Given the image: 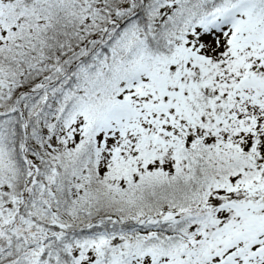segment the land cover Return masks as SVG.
<instances>
[{
    "label": "snow or ice",
    "instance_id": "snow-or-ice-1",
    "mask_svg": "<svg viewBox=\"0 0 264 264\" xmlns=\"http://www.w3.org/2000/svg\"><path fill=\"white\" fill-rule=\"evenodd\" d=\"M0 264H264V0H0Z\"/></svg>",
    "mask_w": 264,
    "mask_h": 264
}]
</instances>
